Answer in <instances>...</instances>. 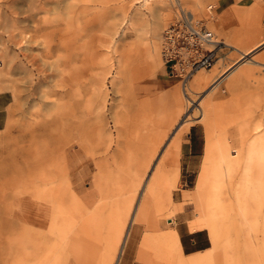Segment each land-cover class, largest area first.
Here are the masks:
<instances>
[{
  "label": "rangeland",
  "instance_id": "1",
  "mask_svg": "<svg viewBox=\"0 0 264 264\" xmlns=\"http://www.w3.org/2000/svg\"><path fill=\"white\" fill-rule=\"evenodd\" d=\"M50 1L0 0V68L6 66L12 68L15 65L12 59L16 54L18 55L15 61L21 62L27 67L33 66L25 56V50H23L25 44H22L20 40L22 41L21 38L25 32L33 34V30L29 29L31 24L29 22L36 20L38 30L35 29L34 33L38 37H42L39 38L44 39L45 46L42 47L44 49H40L41 53L36 52V59H38L36 64L39 67L36 65V68L34 66L33 69L36 76L42 71V75L45 77L42 81L46 85L43 88L49 93L48 98L42 99L39 91L36 92V90H31L28 87L27 77L26 83H23L22 79L25 78L23 76L26 75H20L23 78L19 77V79L21 78L19 83L23 84V87L18 82L13 83V76H0V91H6L9 100L5 111L1 114L2 120L0 121V171L1 168L5 170L10 167L8 171H19V175H24L25 163H27L25 161L34 153H39L44 138H51L52 142L55 141L54 136L58 134L57 102H59L63 90L62 84L71 78L72 73H75L79 67L82 70H87V74L103 72L105 101H107L105 116L107 115L106 121L109 131L107 130L101 135L98 129L94 130L93 157L87 159V162L84 161L80 167L81 172L72 175L71 178L75 190L79 194L91 190L93 177L107 182L112 188L110 176L115 175L120 169L128 183H135L138 179L135 176L139 173V179H143V185L135 193L134 206L138 202L140 206L145 198L143 191L150 184H154L157 178L159 180V177L163 176L157 185L158 188L171 192L173 196L172 210L167 215L174 219V223L170 224L171 220L162 221L159 224L160 229L174 227L181 232L186 229L189 231L202 230V237L208 238L206 249L193 255H187L184 263H179L178 250H173L175 256L172 255L173 260L170 264H215L214 255L219 254L217 257L222 261L220 263L226 264L223 263L221 256V246L216 250L217 254L212 250L211 238L213 233L209 230L206 214L200 216L198 225H194V227L191 225L194 224L200 211L197 209L199 203L195 201L198 191L209 189L212 173L215 171L221 174L226 172L224 158L228 164L231 154L240 153L236 156V160L240 156L241 158L244 157V153L240 150L242 133L248 128L252 129L256 123H260L264 115V0H205L203 9L193 7L190 3H183V6L190 8L197 16L208 18L207 21L211 29L225 42L218 51V56L221 58L220 62L212 69L202 68L208 70H201L200 74L203 76L210 74V79H212L214 76L210 73L211 70L216 73L215 77H217L218 70L215 68L228 66L225 73L218 76L220 79L232 68L238 66L230 75L225 76L226 78L221 81V85L216 91L211 89L215 83L212 82L211 84V80L199 83L196 88L197 93L191 95L196 99L195 102H187L184 99L182 95L183 84L178 76H169L170 74L164 67L161 51L160 54L158 53L159 56L154 59L147 56L148 43L155 39L156 31L162 34L163 29L173 18L176 6H172L167 12L168 15L166 14L167 17L165 16L162 26L156 27L150 12H148L150 6L146 5L144 0H52L51 3ZM55 1L59 2V8L55 12L51 11L50 14L44 13L43 10L52 8L51 4ZM241 1H249L250 4L239 6ZM208 4L213 6L211 15L207 14ZM254 4H257L259 9L250 11L248 7ZM44 7L45 9H43ZM137 16H141V19H138ZM143 18L144 20H142ZM12 19L24 20L22 23L25 27L21 23L22 28L11 33L3 25L7 21H13ZM3 21L4 23H2ZM20 30L23 33H18L21 32ZM17 33L21 35H17L16 38L12 37ZM11 38H14L15 41L10 40ZM17 38L18 40H16ZM260 42L261 44L253 51V60L246 62H243V59L239 60L241 52L227 45V43L239 44L242 49H251ZM32 47L39 48L37 44H33ZM6 51H8L7 55ZM73 54H77L80 59L77 58V62L74 64H68L67 68L64 63L69 62ZM56 60H60L58 68L61 71L52 65ZM42 63L46 65H42ZM119 65L122 67V72L117 79ZM61 67L67 70L66 73ZM47 73L50 75L48 76ZM56 75L57 78H54ZM36 76L34 77L37 84L41 80ZM164 77L169 78L170 81L162 84L160 80ZM115 78L117 79L116 82H114ZM8 79L11 81L9 82ZM10 86L12 88L16 86V90ZM19 87L23 89H20L21 93L19 90L17 93ZM142 87H146L148 91L141 90ZM175 91H179L181 108H178L176 104ZM201 100L203 104L210 100L225 104L215 108L212 116L202 118L199 110L195 107ZM16 112H19L20 115ZM115 122L118 123L119 130ZM182 123L183 125L179 127ZM162 133L165 136L162 137L160 135ZM189 136L192 140L190 149L186 144ZM245 141L248 142L249 140L246 138ZM229 146H232V149H229L230 152L227 150ZM72 148L78 150V143H74ZM99 162H107L108 167L105 166L104 170L101 169V167L96 166ZM22 168L23 170H19ZM147 179L149 183H147ZM62 180L63 191L67 193L65 187L68 181L65 176L62 177ZM221 192L223 191L220 190L218 193ZM129 194L131 195L129 192L126 193L128 196ZM226 195L230 197V202L227 201L229 202L227 207L229 208L232 226L231 235L222 239L223 246L227 242H231L236 247L237 254L233 264H251L246 260L250 244L253 242L257 245L261 244L262 233L247 232L243 226V218L237 206L235 193ZM109 200L112 203L114 196ZM147 205L149 206V203ZM150 207L152 209V205ZM150 207L148 212H145V220L142 217L141 219L137 217L131 224L128 241L130 236L136 233V251L132 252L133 256L131 257L125 254L121 262L129 260V262L153 264L157 260L160 263L156 261L155 264H166L159 258L153 257V254L142 253L143 256L140 254V250L146 249L144 238L153 234V229L149 223L146 224L147 221H152ZM118 211L115 210L114 213ZM218 213L219 211H213L214 215H218ZM164 214L165 212H160V216ZM77 222L78 220L72 215L69 216L68 219L64 220L62 229L57 233L54 232L55 235L61 234L60 238H66L70 232H73L72 228L77 227ZM20 226L18 220L9 218L4 213L3 204H0V264L13 263L16 254L15 249L18 245L12 244L11 235L14 234L12 232H16L15 235L21 236ZM106 236L107 233L103 230L99 235L94 234L93 238L86 241L77 243L76 239H71V250H69L68 256L66 255V257L62 253L56 264H76V261L82 258L88 259L89 264H102L101 251L96 245L102 246ZM23 237H28V234H24ZM66 242L67 239L64 242L67 245ZM175 246L179 250L182 248L181 244ZM30 250L32 248H25V251ZM21 251L24 249L21 248ZM151 258L155 260L150 261Z\"/></svg>",
  "mask_w": 264,
  "mask_h": 264
},
{
  "label": "bare ground",
  "instance_id": "2",
  "mask_svg": "<svg viewBox=\"0 0 264 264\" xmlns=\"http://www.w3.org/2000/svg\"><path fill=\"white\" fill-rule=\"evenodd\" d=\"M144 1L146 5L148 4L150 6L148 12H150L153 19V24L156 27L162 26L163 21H165L164 19L167 12H169L172 6H176L177 3H180L182 5L184 2L185 4L190 3L193 7H197L198 9H203L205 3V0ZM247 4L249 5L250 2L241 1L239 6H246ZM51 5L53 7L48 10H46L44 7L43 9L45 10H43V12L46 14H50L51 11L55 12L59 8L58 1L53 2ZM248 8L250 11H255L259 9V6L257 4H254L252 6H249ZM140 17L137 16L138 19H141ZM12 20L13 21L5 22V24L3 25V27L8 28L11 33L22 28L21 23L24 21H20L21 19ZM142 20H144V18ZM35 21L36 20H32V22H29V24L31 23L29 25V29L33 30V34H29L26 32L24 34L21 31L22 29L20 30L21 32H18L23 33L24 35L23 38H21L22 41L20 40V42H22V44H25V46L23 47V50H25V56L29 59L33 66L27 67V65L25 66V64L21 62L18 63L17 61H15L17 60L18 55L15 53L16 55L12 59V62H15V65L12 66V68H10L9 66L0 68V76H13V83H19V80L25 77L24 79H22L24 83L27 77L26 82L28 84V87L31 90H36V92L39 91L41 98L43 99L48 98L49 96L47 90L45 91V89L43 88L44 86H46L43 82L45 77L42 75L41 70V73L36 76L33 67L35 66L36 68L37 65L36 60L38 59H36V52L39 53L41 51L40 49L45 45L43 41L44 39H41V36H39L41 37L39 38L37 34L34 33L35 29L38 30V26ZM2 23H4V21ZM23 27H25L24 24ZM18 33L16 35H13L12 37L16 38V36L19 35ZM155 34V39H150L151 41L148 43L147 55L150 56V58L153 57V59L156 56H159L158 53L160 54V51L162 52V46L164 44L163 33L160 34V32L156 31ZM13 39L11 38L10 40L15 41V39ZM16 40H18V38ZM33 44H37L39 48H33ZM259 44H261V42L251 49H242L239 44L227 43L228 46L241 52V58L239 60L243 59V62L253 60V51H255ZM6 52L7 55L8 51ZM13 54L14 53L12 50V55ZM70 58L71 59H69V62L66 61L64 63L67 68L68 64L70 65L76 63L77 58L79 57L77 54H73ZM220 59L221 58L218 56L214 64L209 69L214 68L217 63L220 62ZM59 61L60 60H56L52 63V65L55 66L58 70V67L60 66ZM42 65L45 66L46 64L42 63ZM223 67L215 68L218 70V76L224 74L228 68V66L226 68ZM119 68V73L116 77L117 79L122 72V67L120 65ZM237 68L238 66L232 68V70H230L220 79L218 76H214L212 77V79H210V74H207L206 76L200 74L201 70L208 69L200 68L195 70L191 74L187 83L183 85L182 95L184 99L187 102H195L196 99L191 97V95L197 93L196 88L199 83L209 82V80H211V84L212 82H215L211 89H213V91L218 90V86L221 85V81L226 78L225 76L230 75V73ZM5 70L8 71L6 72ZM63 71L65 72L67 70L63 69ZM86 71L82 70L79 67L75 73H72V75L70 76L71 78H68L66 83L62 84L63 90L61 91L59 102H57L58 134L54 136L55 143L52 142L51 138H44L39 153H34L27 159V161H25L27 163H25L26 168L24 175H19V171H8L10 167L8 169L6 168L5 170L4 168H1L0 204H3V211L9 216V218H15L21 225V236H17V234L15 235L16 232H12L14 234L11 235L12 244L16 243L18 245L15 249L16 254L14 255V261L12 264H56L62 253L64 256H66L69 250H71V239H76L77 243L86 241L93 238L94 234L99 235V233L103 230H105L107 233V236L104 239L105 242L102 243V246L100 244L96 245L98 248H100L101 251V262L102 264H120L125 254L131 257L133 256L132 252L136 249V233H133L128 241L131 224H133L134 219H136L137 217L138 219H141L142 217V219L145 220V212H148V208L150 207V205H152V209L151 207L150 209L153 212L152 213L151 210L149 211V213L151 212L152 214V221H147L146 224L149 223V225L153 229V234L144 238L146 249L140 250V254H153V257L159 258L163 263L170 264V262L173 260V257L175 256V253L173 254V250L176 249L178 250L177 252L179 263H184L187 255L184 253L183 248L179 250L177 246H175L177 244H181V233L179 234L178 229L174 227H169L166 229H160L159 227V224L162 221L165 222L171 220L172 222H170V224L174 223V219H172L170 215H167V213H170V211L172 210L173 196L171 192H167L166 189H160L157 185V183L160 182V178H162L163 176L159 177V180L157 178V181H155L154 184H150L149 187H147V183H149V180L147 179V188L143 191L145 198L141 202L140 206L139 202L134 206L135 193L143 185V179H139V173V175L136 174L135 176L136 178H138L136 179L135 183H128L124 179L120 169V171L118 170L115 175L110 176L112 178V188L107 182L100 181L93 177V188L91 190L85 191L83 194H79L75 190L71 178L72 175H76L81 172L80 167L84 164V161H86L87 159H92L93 157L94 153L92 151V142L94 130L98 129L101 135L107 132V130L109 131L106 121L107 115L105 116V107L107 101H105L106 94L104 91V74L103 72H91L90 74H87ZM47 74L48 76L50 75L49 73ZM54 74L56 73L54 72ZM20 75L26 76L21 77ZM34 76L38 77L41 81L36 84ZM19 77L21 78L19 79ZM54 78H57V75L54 76ZM116 78L114 79V82H116ZM10 81L11 80H9V82ZM13 83L11 82V84ZM22 85L20 84V86ZM71 86L73 87V89ZM22 87H19L17 91H20V89L23 90ZM10 88H12V86H10ZM19 91L17 93H19ZM57 95L59 94L57 93ZM15 96L17 95L15 94ZM202 100L195 105V107L199 110L202 118L212 116L215 108L217 109L219 105L225 104H219L214 102L213 100H210L206 104H203ZM77 108H79V110H77ZM16 113L18 114L19 112ZM115 124L118 127V123L115 122ZM182 125L183 123L180 124L179 127H181ZM119 129L120 127H118V130ZM246 138L247 140H249L248 142L245 141ZM74 143H78V150H73L72 146ZM240 147V150L244 153V157L241 158L240 156V158L236 160V156L240 153H236L235 155L231 154L228 164L225 162L224 158L223 162L225 164L224 166L226 167V172L223 174L217 171H215V173H212L209 180V189L198 191L195 201L199 203L197 209H199L200 211L197 214V219L195 220L194 224L190 225L191 227H194V225H198L200 223V216L206 214L210 228L209 230L213 233V236L211 238V241L213 243L212 250H214L217 254L216 250H218L221 246V256L223 258V263L233 264L235 255L237 254L236 247H234L231 242H227L223 246L222 239L223 237L231 235L232 226L231 217L229 215V208L227 207V204L230 202V197H228V195L226 194H230L232 192L235 193L237 206L240 209L243 218V226L247 229V232L250 233L251 231H254L256 233H262V237L260 238L261 244L257 245L254 242L250 244V250L247 254L246 260L251 264H264V115L260 123H256L252 129L248 128L244 133H242ZM119 149L121 148L119 147ZM229 149H232V146L227 147L228 152H230ZM96 166L101 167V169L104 170V168H106L105 166L108 167V163L99 162L96 164ZM19 170H23V168ZM63 176H65L66 180L68 181L65 187L67 193H64L63 191ZM105 176H107V174H105ZM79 189L81 190L80 185ZM220 190H222L223 192L218 193L220 192ZM127 192L131 193V195H126ZM220 194L223 196L221 197ZM112 196H114V201L111 203V200L109 199ZM148 203L149 206L147 205ZM72 208L73 211H71ZM115 210L119 211L114 213ZM214 210H216L217 212L219 211L218 215L213 214ZM160 212H165V214L163 216H160ZM71 215L76 220H78L77 227L72 228L73 232H70L66 238H60L61 234L55 235L54 232L57 233L58 231H60L62 229L64 220L68 219ZM114 219L115 222H113ZM149 225L146 226L149 227ZM24 234H28V237L24 238ZM66 239L67 245L64 243ZM21 248H23L24 251H21ZM25 248H32V250L25 251ZM219 255H214L215 264H221L220 258L217 257ZM152 259L153 258L149 260L152 261ZM145 260L147 261V259ZM156 261H154L153 264H155ZM76 264H89V260L82 258L76 261Z\"/></svg>",
  "mask_w": 264,
  "mask_h": 264
},
{
  "label": "built area",
  "instance_id": "3",
  "mask_svg": "<svg viewBox=\"0 0 264 264\" xmlns=\"http://www.w3.org/2000/svg\"><path fill=\"white\" fill-rule=\"evenodd\" d=\"M212 7V4L207 5L209 15ZM207 19L177 3L172 20L162 31L164 67L168 74L178 76L183 85L195 70L210 68L224 46Z\"/></svg>",
  "mask_w": 264,
  "mask_h": 264
},
{
  "label": "crops",
  "instance_id": "4",
  "mask_svg": "<svg viewBox=\"0 0 264 264\" xmlns=\"http://www.w3.org/2000/svg\"><path fill=\"white\" fill-rule=\"evenodd\" d=\"M210 73L212 74V76H215V72H213V70L210 71ZM170 76V75H169ZM171 77V76H170ZM160 81H162V84H165L167 82H169V78L164 77L162 78ZM173 88V87H172ZM147 90V88L142 87L141 90ZM174 90V88H173ZM148 91V90H147ZM6 91H0V121L2 120V112L5 111L9 100L7 99L6 96ZM175 95H176V104L178 106V108H181V99L179 96V91H175ZM159 105H161V103H159ZM162 137L165 136L164 133L160 134ZM182 139V138H181ZM180 139V143L182 142ZM187 146H190L192 144V140L191 137H188V140L186 142ZM202 230H196V231H189L188 229L184 230V232L179 231L180 234V241H181V245L183 248V251L186 255H193L199 252L204 251V249H206V246L208 245V238L207 237H202ZM120 264H142L140 262H136V261H131L129 262V260L127 262H120Z\"/></svg>",
  "mask_w": 264,
  "mask_h": 264
}]
</instances>
